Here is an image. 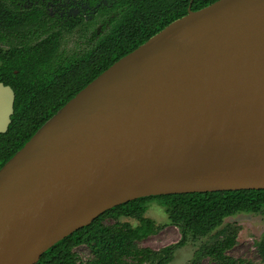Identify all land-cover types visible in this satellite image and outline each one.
Returning a JSON list of instances; mask_svg holds the SVG:
<instances>
[{"label":"water","instance_id":"obj_1","mask_svg":"<svg viewBox=\"0 0 264 264\" xmlns=\"http://www.w3.org/2000/svg\"><path fill=\"white\" fill-rule=\"evenodd\" d=\"M0 81V133L14 108ZM264 188V0L171 21L80 89L0 168V264H36L149 195Z\"/></svg>","mask_w":264,"mask_h":264},{"label":"trees","instance_id":"obj_2","mask_svg":"<svg viewBox=\"0 0 264 264\" xmlns=\"http://www.w3.org/2000/svg\"><path fill=\"white\" fill-rule=\"evenodd\" d=\"M90 5L98 0H88ZM215 0H107L92 18L60 20L42 3L23 5L0 0V81L14 90L11 121L0 133V168L37 129L80 89L123 55L171 21ZM84 47L75 41L71 50L62 45L65 33L94 29ZM80 36V35H79ZM78 36V37H79ZM156 202L181 238L158 249L141 245L162 227L145 215ZM264 188L183 192L138 197L115 205L90 223L74 230L40 256L36 264H167L187 238H203L191 264H264V232L254 242L258 262L229 255L238 226L225 217L237 212L261 213ZM136 220L133 225L121 218ZM89 255L80 258L78 248ZM205 261L207 263H205Z\"/></svg>","mask_w":264,"mask_h":264},{"label":"rangeland","instance_id":"obj_3","mask_svg":"<svg viewBox=\"0 0 264 264\" xmlns=\"http://www.w3.org/2000/svg\"><path fill=\"white\" fill-rule=\"evenodd\" d=\"M145 215L161 224V229L153 235L143 239L140 243L153 249L161 248L165 245L174 244L180 240L181 234L178 228L169 222L164 207L156 202L148 204ZM122 221H129L133 225L137 222L130 218H121ZM227 223L238 226L236 233V243L228 250V254L234 257H243L253 262H258L259 257L255 251L254 242L260 238L264 232V210L261 213L237 212L225 217L220 227ZM203 238H187L185 244L175 249L172 259L167 264H191L194 250L198 247ZM80 258L85 259L90 253L89 249L82 245L78 248ZM205 263H207L205 261Z\"/></svg>","mask_w":264,"mask_h":264},{"label":"flooded vegetation","instance_id":"obj_4","mask_svg":"<svg viewBox=\"0 0 264 264\" xmlns=\"http://www.w3.org/2000/svg\"><path fill=\"white\" fill-rule=\"evenodd\" d=\"M23 5L31 6L33 3H42L47 12L52 16H57L60 20L70 19L75 16H83L85 21L91 19L92 16L96 13L97 8L101 4H107V0H98L94 5H90L88 0H20ZM101 22L98 21L94 29H91L90 26L86 28L83 25L82 29H76L73 34L65 33L62 40V45L67 49L71 50L75 44V41L78 42L79 47H84L87 44L85 43L92 32H97L100 30ZM80 35V36H79ZM79 36V37H78ZM2 82V81H1ZM14 91V90H13Z\"/></svg>","mask_w":264,"mask_h":264}]
</instances>
